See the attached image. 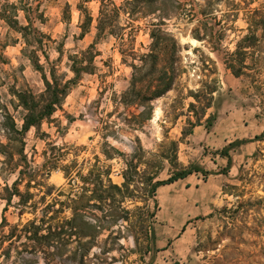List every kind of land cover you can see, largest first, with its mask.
Masks as SVG:
<instances>
[{"label":"rangeland","instance_id":"374dc122","mask_svg":"<svg viewBox=\"0 0 264 264\" xmlns=\"http://www.w3.org/2000/svg\"><path fill=\"white\" fill-rule=\"evenodd\" d=\"M131 1L102 0L101 7L96 0H0V14L9 5L30 9L33 18L42 14L44 24L33 26L52 40L49 65L39 54L46 71L71 79L68 57L94 55L91 73L61 109L25 135L21 167L18 152L9 163L0 155V264H147L158 209L154 186L209 168L222 139L229 142L221 153L230 161L224 168L230 182L221 209L200 223L187 264H264V33L256 30L245 55L234 56L247 23L264 17V0H158L161 12L154 5L143 14L138 5L126 6ZM131 10L133 17L123 13ZM99 18L106 29L97 36ZM11 20L26 25L20 10ZM23 47L0 18V100L11 85L43 91ZM151 53L155 59L143 63ZM169 82L171 89L153 98ZM195 127L208 130V148L198 144L203 131L190 137ZM0 142L6 144L1 136ZM21 170L48 176L43 186L31 185L26 206L15 196L7 204L4 189ZM99 180L120 193L109 190L102 203ZM25 184L18 186L22 194ZM71 201L79 206V243L69 239L66 224ZM35 229L38 237H60L37 242Z\"/></svg>","mask_w":264,"mask_h":264},{"label":"trees","instance_id":"16d2710c","mask_svg":"<svg viewBox=\"0 0 264 264\" xmlns=\"http://www.w3.org/2000/svg\"><path fill=\"white\" fill-rule=\"evenodd\" d=\"M100 2V6H103L102 0H96ZM132 4L138 5L137 8L139 14H143L146 9L152 8L154 5H157V8H154L155 11L161 12L163 9L159 4L158 0H132L131 2H127L126 6H131ZM20 8V9H18ZM20 10L24 13L26 25L19 26L16 20H11L15 18L16 12ZM82 10V7L79 8V11ZM132 11V12H131ZM130 13L124 11V14L133 17L135 14V10H131ZM134 11V12H133ZM30 13H33L30 9H27L23 6L17 5H9L3 7L2 13L0 14V18L4 20L8 25L16 31V33L20 36L23 42V49L21 53L24 57H27L31 63V66L35 72H38L41 75V80L43 83V91L35 94L33 93L26 85L17 86L11 85L8 86V98L6 100H0V136L6 140V144H2L0 142V155H2L9 163L12 162V152H18L20 156V161L17 163L18 167H21V163L26 161V157L24 156V144L23 140L25 135L30 129H35L36 131L40 130L41 125L44 121L49 120L52 115L56 112V110L61 109L65 98L68 96L70 90L73 86L77 84L83 74H90L92 71V61L94 59L93 53L81 52L78 55L69 56L68 61V69L73 74V78L67 79L65 75L57 76L56 71L53 67L46 71L45 66L40 63L42 55L44 62L49 65L48 56L46 54L47 50L51 49L52 40L49 36H46L40 33L33 26V20H37L40 24H44V18L42 14H36V16L31 17ZM101 17L103 14L99 12ZM261 11H256L255 15L260 16ZM92 22L91 18H87L85 23L81 26V37L86 33V29L90 26ZM248 34L238 43L237 50L234 53V56L245 55V52H242L245 48H250V42L256 41L255 31L261 30L264 33V17L260 20L249 21L248 23ZM106 23L101 18L97 20V36L103 34L105 31ZM157 30L151 32V37L154 39L156 37L155 33ZM263 36V35H262ZM246 43V44H245ZM248 44V46H245ZM155 45L152 46V48ZM90 50H93L94 47H90ZM148 59H155L154 54H150L148 56L142 57L141 61L143 63ZM134 70L137 68L132 66ZM228 69L232 71L234 76H239L240 72L235 71L233 66L230 64ZM0 84L2 85V79L0 78ZM134 84V83H133ZM172 86V82H169L163 88L156 90L153 93V98H158L166 94ZM196 98V96H194ZM230 161H228V165ZM193 172H200L199 170L188 171L182 174H176L172 176L166 182H158L154 186L155 188L158 185H167L172 184L180 179H184L188 175H191ZM206 175V173H204ZM48 173H41L40 171H35L33 174L29 175L23 172L22 170L18 173V179L13 183L11 189L5 188L4 192L9 195L6 198L7 204L10 203L12 197H17L19 199V205L26 206L31 196L28 190L31 188V185L41 187L44 179L47 178ZM38 178L40 180H38ZM34 179V180H33ZM26 181V182H24ZM21 183L25 184V193L22 194L18 186ZM108 186L104 185L103 180H99L96 182V186L100 188H104V191L99 196V200L104 203L106 199H109L111 196L109 194V190H115L120 193V188L116 185H112L110 181L107 182ZM71 203H75L73 201L70 202L68 209L71 211V218L66 222V224L72 230V234H70V240L75 238V241L79 243L81 237L84 234H81L78 229L80 218L79 214V206L72 205ZM49 207V206H47ZM42 222V221H41ZM38 230L35 229L34 237L37 242L38 241H50V238L53 236L54 238L60 237V234H50V236H41L38 237ZM59 239V238H58Z\"/></svg>","mask_w":264,"mask_h":264},{"label":"crops","instance_id":"0c3cea01","mask_svg":"<svg viewBox=\"0 0 264 264\" xmlns=\"http://www.w3.org/2000/svg\"><path fill=\"white\" fill-rule=\"evenodd\" d=\"M203 131L198 144L208 148V130L203 127L192 129L190 137L195 138L196 131ZM223 145L229 142L222 139ZM220 152L206 169L205 179L192 173L172 184L158 185L154 199L158 209L153 218V239L146 255L147 264H187L193 252L192 239L199 235L200 223L211 219L224 203V188L230 182L228 173L229 159ZM208 156V155H207Z\"/></svg>","mask_w":264,"mask_h":264},{"label":"built area","instance_id":"2783aa9c","mask_svg":"<svg viewBox=\"0 0 264 264\" xmlns=\"http://www.w3.org/2000/svg\"><path fill=\"white\" fill-rule=\"evenodd\" d=\"M204 179V178H203Z\"/></svg>","mask_w":264,"mask_h":264}]
</instances>
